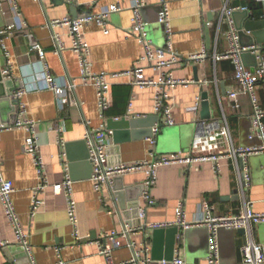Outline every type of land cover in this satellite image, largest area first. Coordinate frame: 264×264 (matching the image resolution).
I'll return each instance as SVG.
<instances>
[{"label":"crops","instance_id":"1","mask_svg":"<svg viewBox=\"0 0 264 264\" xmlns=\"http://www.w3.org/2000/svg\"><path fill=\"white\" fill-rule=\"evenodd\" d=\"M133 3L134 0H44L42 3L18 0L20 18L27 28L6 41L11 56L9 76L4 74L7 59L0 47V124H13L18 119L35 121L40 154L47 165L46 176L50 187L43 191V205L32 216L30 208L39 177L34 160L25 153L28 133L24 129L0 131L2 171L4 177L13 183V202L23 228L30 234L36 264H123L133 257L125 239L110 256L102 255V249L110 244V240L101 237L115 231L122 232V221L110 216L108 211L116 208L127 210L138 202L146 175L137 172L120 177L114 194L107 187L103 188V193L96 192L84 141L89 127L101 128L102 125L108 126L111 119L124 118L130 101L134 105V115L142 117L126 119L127 123L120 125L116 136L110 139V157L114 164L134 165L152 160V151L158 155L186 153L198 123L205 120L227 119L236 147L260 143L259 140L249 139L253 111L249 98L241 95L233 101L228 97L238 87L233 64L229 60H216V56L226 53L229 48L223 15L226 5L248 7L250 10L247 15L239 12L236 18L243 32L242 44L246 47L258 46L255 53H249L245 59L246 65L255 67V58L264 54V3L257 0H168L173 50L186 57L200 55L205 49L209 56L203 62L184 63L174 68L177 79L206 80V83L190 84L187 88L179 86L172 90L175 125L162 128L154 147L146 139L157 122L154 91L131 87L127 77L110 80L111 108L105 118L100 115L96 90L91 85H79L69 95L81 107L70 106L65 111L59 109L55 94L40 88V55L31 48L38 45L43 49L46 63L56 78L78 79L79 60L71 50L68 28L53 29L66 44L64 51L56 55L49 23L65 17L97 16L111 6L121 5L124 10L108 18V34L103 32L99 23L92 22L85 26L84 37L90 46L92 71L109 74L127 72L144 53L132 32ZM145 3L142 17L147 24L146 35L154 46L162 47L166 45L168 35L165 26L159 22L160 0H145ZM0 4L5 11L4 16H0V25H4L13 19L14 6L7 1H0ZM145 74L148 78L158 76L149 68ZM4 83L27 90L22 99L27 109L24 116H19L17 101L10 96L11 92ZM204 93H207L211 103V117L205 120L202 118ZM257 95L264 109V81L259 85ZM197 97L201 98L198 113L194 111ZM61 128L64 131L61 132ZM220 166V173L215 172L212 162L161 167L152 189L155 205L146 207L147 222L173 223L179 203L183 205L189 223L198 218L204 202L213 206L217 215L239 214L247 203L254 206L255 212H264V154L249 159L252 186L246 193L239 188L235 162L224 159L220 161ZM67 174L73 180L80 241L69 222L65 196L54 194L52 188V185L64 182ZM192 229L194 231L187 238L181 237L180 256L189 264H206L210 248L209 230ZM152 233L145 229L130 238L140 249L145 244L153 245ZM0 238L8 243L0 248V264H29L22 248L16 245L15 233L7 221L1 200ZM253 238L264 245V224L255 228ZM219 241L222 264H243L240 250L247 241L237 231H223Z\"/></svg>","mask_w":264,"mask_h":264},{"label":"built area","instance_id":"2","mask_svg":"<svg viewBox=\"0 0 264 264\" xmlns=\"http://www.w3.org/2000/svg\"><path fill=\"white\" fill-rule=\"evenodd\" d=\"M7 1L14 6V17L11 22L0 25V47L3 49L4 56L7 59V67L4 71L5 76H9L11 67V56L7 48L6 41L14 34L27 28L26 23L21 20V12L18 0H0ZM42 3L44 0H35ZM69 2L70 0H65ZM264 3V0H257ZM145 0H134L131 8L132 12V32L138 38L142 45L143 55L137 59L134 66L127 72L109 74L107 72L95 73L92 71L90 46L84 37V28L86 25L96 22L102 26L103 32L108 34L109 23L108 18L115 12H121L124 8L121 5H115L107 8L97 16L83 15L80 18L65 17L62 20H54L49 23L52 28L53 52L60 55L65 47V41L60 34L56 33L54 28H68V34L71 39V50L77 55L79 60L80 77L73 80H60L50 71L46 63V55L43 49L35 45L31 49L40 55L41 61V89L50 90L55 94L57 106L61 111H65L70 106H80L79 102H73L69 95L76 91L79 85H91L96 90L97 106H99L100 115L105 118L106 112L111 108L110 91L111 79L127 77L129 85L133 88L142 90L153 89L154 112L157 116V122L151 130V135L146 139L154 147L157 144V136L161 133L163 127H171L175 125L172 116L174 104L172 90L176 87L187 88L190 84H204V81H196L193 79H177L174 76V68L189 62H203L208 56V52L203 49L200 55H190L182 57L172 48L171 34V17L169 11L168 0H160L161 14L159 22L165 26L168 41L166 45L159 47L154 46L153 42L146 35V22L142 17V8L145 6ZM236 12H247L250 14L248 7L228 6L224 8V20L227 25V38L229 42L228 51L220 56H216V60H229L235 68L234 80L238 85L237 89L230 92L228 97L230 100L236 101L239 96L244 95L249 98L252 104V123L249 139L251 141L259 140L258 145L240 146L234 145L233 136L231 134L228 120H205L200 121L197 125L194 139L189 150L186 153H171L170 155H158L151 152L152 160L138 162L134 165L123 163H112L110 157L111 138L113 131L108 126L102 125L101 128H91L87 130L84 141L87 147V158L91 167V180L96 192L103 193V188L107 187L113 194L115 193L116 181L120 177L128 174L142 172L146 175L142 184V194L138 202L127 210L109 209L108 214L117 217L122 221V232L115 231L101 237L105 240L108 238L110 244L106 245L102 251V255L110 256L111 252L120 248L122 239L127 240L128 246L133 251V257L123 264H155L151 258L152 246L145 244L144 247L138 248L137 243L131 240L132 234L139 231L149 229H168L174 226L180 227L183 231L192 228H206L209 230V255L206 264H220V246L218 241V232L220 230H229L238 232L246 231L247 242L240 250L243 264H264V245L253 238L256 227L264 224V212L257 213L251 203H247L245 209L239 214L217 215L215 209L208 202H204L202 209L196 220L189 223L186 219V212L181 203L176 209V218L173 223H148L147 208L155 205L152 197V189L155 187L158 179V170L164 166H172L179 164L189 166L193 164H205L212 162L215 172L220 173V161L231 159L235 162L239 173V188L246 193L252 186V173L249 168V159L254 156L264 154V109L258 100L257 90L261 82L264 81V54L257 56L255 67L246 65L243 55L255 53L258 49L257 45L246 47L242 44V36L237 29L234 14ZM2 4H0V16H4ZM153 69L158 74L157 78L146 77V69ZM27 94L25 88L16 89L13 97L17 101L19 116H24L27 112L25 104L22 102L23 97ZM194 111L198 113L201 105V98L197 97ZM128 112L125 119H136L142 117L134 115L133 103L129 102ZM122 118L113 119L118 121ZM90 124V123H89ZM24 129L28 133L26 139L25 153L34 160L37 176L39 177V185L33 192L30 212L34 216L38 209L43 205L41 195L43 191L50 187L48 177L46 176V163L40 154V143L36 131L35 121L16 120L13 124H0V131ZM60 131H64L63 128ZM53 192L56 195H63L67 200V212L69 222L74 228L75 237L80 241V231L78 228V210L77 203L73 193V180L67 174L64 182L52 185ZM14 186L13 183L4 177L2 171V161L0 160V200L5 212L7 221L15 233L16 245L21 247L25 253L29 264H36L33 258L30 246V234L23 228L18 212L13 202ZM181 236L177 237V245L175 249L174 260L167 262L160 261L159 264H187L186 260L181 258ZM100 243V241H98ZM8 243L0 238V248L7 246ZM64 264L63 262H59ZM13 264V263H12ZM15 264V263H14Z\"/></svg>","mask_w":264,"mask_h":264},{"label":"water","instance_id":"3","mask_svg":"<svg viewBox=\"0 0 264 264\" xmlns=\"http://www.w3.org/2000/svg\"><path fill=\"white\" fill-rule=\"evenodd\" d=\"M238 13L239 12H236L234 14V19L236 22L237 29L241 33V36H243L242 28L240 27V25H238V23L236 21ZM242 14L247 15V12H242ZM248 56H249V53L243 55L244 61ZM255 64H256V60H255ZM255 64H254V66H255ZM2 82H3V79L1 80V83ZM4 86L10 90V92H11L10 96H13V93L15 92L16 88H14V86L11 87L8 83H4ZM202 98H203V100H202V103H203L202 104V106H203L202 118L205 120V119H209L211 117V103L208 100L207 93H204ZM126 121L127 120L125 118H122L118 121H114L113 119L109 120L108 128H109V130L113 131V137L116 136L115 132H116L117 128L120 125L127 123ZM150 135H151V131H150L148 136H150ZM118 179H120V178H118ZM141 191H142V186H141ZM141 194H142V192H141ZM136 203H134L133 205H135ZM193 231H194V229L183 231L178 226H174L173 228H168V229H156L155 231H153V233H152L153 245H152L151 258H152V260H154L155 264H159V262L163 261V260H165L167 262H172L174 260L176 245L178 243L177 237L178 236H181V237L184 236L185 238H187L191 234V232H193ZM223 231H225V230H220L218 232V241H219V236ZM237 234L239 236L243 237L244 240H246V231L244 229L238 231ZM220 258H221V250H220ZM187 264H189V263H187ZM220 264H222V258L220 260Z\"/></svg>","mask_w":264,"mask_h":264}]
</instances>
